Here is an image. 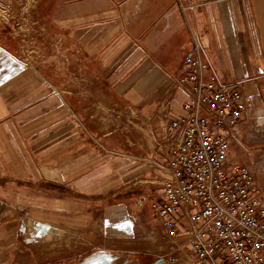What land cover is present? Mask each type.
<instances>
[{
  "label": "crops",
  "instance_id": "crops-1",
  "mask_svg": "<svg viewBox=\"0 0 264 264\" xmlns=\"http://www.w3.org/2000/svg\"><path fill=\"white\" fill-rule=\"evenodd\" d=\"M45 1L53 27L80 51L71 58L103 82L104 100L110 93L150 125L149 162L157 167L166 164L163 147L162 163L153 159L161 121L184 115L187 96L174 79L198 44L208 74L239 87L253 105L229 158L264 191V0ZM52 67L27 63L0 41V264L16 247L48 243L38 237L48 226L69 231L71 241L48 243L58 257L41 264H148L146 255L111 247L124 224L109 199L124 168L103 161V134L81 121ZM11 208H19L14 216Z\"/></svg>",
  "mask_w": 264,
  "mask_h": 264
},
{
  "label": "built area",
  "instance_id": "built-area-1",
  "mask_svg": "<svg viewBox=\"0 0 264 264\" xmlns=\"http://www.w3.org/2000/svg\"><path fill=\"white\" fill-rule=\"evenodd\" d=\"M208 69L196 44L174 79L187 96L184 115L160 123L163 195L152 203L166 245L160 258L171 264H264V191L251 170L229 158L253 105Z\"/></svg>",
  "mask_w": 264,
  "mask_h": 264
},
{
  "label": "rangeland",
  "instance_id": "rangeland-1",
  "mask_svg": "<svg viewBox=\"0 0 264 264\" xmlns=\"http://www.w3.org/2000/svg\"><path fill=\"white\" fill-rule=\"evenodd\" d=\"M46 3L45 0H0V41L12 43L17 56L27 63L53 66V78L75 101L81 121L93 133L103 134V161L117 162L124 168L121 189L109 199L121 209L118 217L122 218L117 222L124 224L116 236L112 235V240L117 242L111 247L122 249L125 254L146 255L148 264H156L166 245L162 224L152 207L162 191L163 173L162 165L157 167L149 162L152 129L136 111L120 106L110 93L107 92L108 100H104L103 82L97 76L84 74L80 63L71 58L80 51L63 41L62 29L53 27L55 12L51 6L44 10L42 6ZM161 149L157 148L153 155L158 163L164 157ZM31 224L32 221L28 226L31 232L26 235L33 232ZM38 237L52 246L69 245L71 241L69 231L51 226L42 228ZM48 243L16 247L2 264H41L56 259L58 256ZM4 255H0V260ZM164 263L171 264L165 261L161 264Z\"/></svg>",
  "mask_w": 264,
  "mask_h": 264
},
{
  "label": "water",
  "instance_id": "water-1",
  "mask_svg": "<svg viewBox=\"0 0 264 264\" xmlns=\"http://www.w3.org/2000/svg\"><path fill=\"white\" fill-rule=\"evenodd\" d=\"M165 261L164 258H159L158 260H156V264H161Z\"/></svg>",
  "mask_w": 264,
  "mask_h": 264
}]
</instances>
